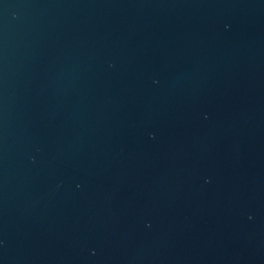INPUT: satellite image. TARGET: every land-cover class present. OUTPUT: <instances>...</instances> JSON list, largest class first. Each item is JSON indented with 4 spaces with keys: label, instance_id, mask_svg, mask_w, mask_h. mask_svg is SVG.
<instances>
[{
    "label": "water",
    "instance_id": "1",
    "mask_svg": "<svg viewBox=\"0 0 264 264\" xmlns=\"http://www.w3.org/2000/svg\"><path fill=\"white\" fill-rule=\"evenodd\" d=\"M0 264H264V0H0Z\"/></svg>",
    "mask_w": 264,
    "mask_h": 264
}]
</instances>
